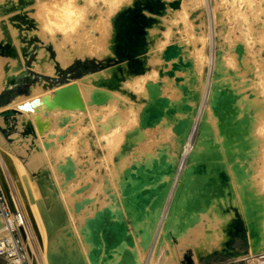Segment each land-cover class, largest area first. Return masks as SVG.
I'll list each match as a JSON object with an SVG mask.
<instances>
[{"label": "bare ground", "instance_id": "bare-ground-1", "mask_svg": "<svg viewBox=\"0 0 264 264\" xmlns=\"http://www.w3.org/2000/svg\"><path fill=\"white\" fill-rule=\"evenodd\" d=\"M104 3L107 19L91 42L76 47L45 36L37 0H0V92L31 59L30 71L52 77L78 59L125 56L51 89L43 78L29 94L0 106V156L27 203L39 209L28 216L42 233L40 263L181 264L189 248L197 264L228 249L240 225L248 254L236 258L259 264L264 120L256 123L255 115L264 116L258 98L264 83L254 85L252 74L264 60L258 62L259 54L246 60L239 38L233 52L215 50L213 62L200 56L202 41L203 49L189 54L196 58L186 61L172 28L187 24L200 0ZM211 10L215 23L213 3ZM230 61L235 87L227 84ZM71 85L81 106H50L54 92ZM123 91L145 102L133 111ZM27 103L32 106L24 110Z\"/></svg>", "mask_w": 264, "mask_h": 264}, {"label": "rangeland", "instance_id": "rangeland-1", "mask_svg": "<svg viewBox=\"0 0 264 264\" xmlns=\"http://www.w3.org/2000/svg\"><path fill=\"white\" fill-rule=\"evenodd\" d=\"M200 1L201 3H199V7L196 8V12L186 19V21L187 20L188 21L187 22L185 21L187 23V24L184 23L185 26L182 25L183 23H179L177 26H174L172 28L174 32V36H172L171 39H173V41H177L181 39L180 47L182 48V52H185L187 55L186 56L187 58H185L186 61L190 62L193 59V57L196 58L195 54L193 56L189 54H191L192 52L195 53V51L199 48L203 49L201 46L202 41L203 44L205 43L206 49L201 52L202 54L200 56L204 55L205 57L207 54L208 59L213 62V54L215 53L214 52L215 50L217 49L220 50L223 49L222 47H224L225 51L227 50L229 52H233L234 45L237 44L239 38H242V43H244L245 47H247L246 60L249 59V54H256V55L259 54L258 56L259 63H260V59L264 60V15L258 13L252 18L251 23L249 25H245L243 28H241L234 22L233 14L229 10V6L225 2V0H200ZM212 3H213V7L217 10V12H219V19H217L215 23L212 20V16H211ZM205 6L207 9L206 16L205 14H203ZM158 28L161 32H164L165 30L161 25H158ZM199 35L201 36V38H198ZM154 36L147 42V49L144 55L146 59H148L147 55L149 53V46L152 47L156 42V39L161 38L160 33H158L156 39H154L155 38ZM122 51L123 54L125 55L127 54L126 50L122 49ZM198 51L199 50H197L196 52ZM51 56L52 58H54L53 52H51ZM120 59L121 60L118 59L113 60L110 57H105L103 59L85 57L81 60L80 59L75 60L72 64H69V66L66 67V69H61L58 67L57 74L52 77H42L30 71L29 68L32 59L28 60L26 62L25 69L23 71H20L18 74L11 75L8 78H6L7 83L0 92V106L13 100L17 96L29 94L32 91L33 87L37 83H40L41 79L43 78L46 82V87L51 89L52 87L58 84L67 82L69 79L81 78L84 73H87L89 71L90 72H96L99 70L103 71V69L106 70L107 68L109 69L111 67H114L115 63L118 64L120 61L125 59V56H122ZM262 62L264 61H261L262 68L254 71V75L256 74V76L254 77V75L252 74V77L254 79V85L264 83V67H263L264 63ZM76 63L78 65H76ZM145 69L147 71H150V66H146ZM235 72L236 71L234 69L233 61H230L228 67V74H227V82H228L227 84H229V87L237 86V83L233 81ZM259 89H262V93H263L262 95L258 96L259 99H263L261 101L262 104L260 105L264 106V91H263L264 86L260 87ZM8 91H11L13 93V97L11 99L8 94ZM123 93L126 94L128 96L129 101L130 102L132 101L131 103L134 104L131 107L133 111L135 110L134 106H136L137 108V106L140 104L138 101L142 103L145 102V99L141 97L139 99L137 98L136 100V96L133 93L130 92L125 93L124 91ZM262 114L263 113L255 115L256 123H260L262 122V120H264V116H262ZM128 117L129 120H131L133 119L134 114H132V118H131V114ZM3 159L4 158L0 156V186L4 190L3 184H5L6 188H8L12 196L16 198L19 209L20 211L23 212L26 218L25 221L26 224L28 225L27 227H29L27 229L29 230L30 237L29 239L28 238L23 239V245L25 247V251L27 255H29L31 252V254L28 256V258L30 259V260L28 259V264H31L32 261L33 262L35 261L36 264H41L42 258H40L41 257L40 255L42 249V240H41L42 233L40 232V230L34 227L35 226L33 224L34 220L30 218V216H28L32 214L31 212L32 208L35 211L37 210L39 211V209L35 208L37 206L36 204L29 205L27 203L25 196L21 194L19 188L16 186L17 181L15 180L14 172L11 171V168L6 163V161H3ZM19 196L22 199H20ZM23 197L25 198V200ZM27 204L29 205L30 208L28 207ZM38 216L40 218L41 215L38 214ZM36 230L40 233V235ZM228 244H229L228 249H226L225 251L217 252L212 256L201 258L198 260L197 264H214V263L218 264L231 260H242L243 258L237 259L236 255H242V256L247 255L248 246L245 239V232L240 225L237 226L236 231L234 234H232ZM38 246L40 247V249ZM36 248L38 249V251ZM180 263L194 264L192 260L191 249L188 248L184 252V254L182 255V259H180ZM248 264H254V262H249Z\"/></svg>", "mask_w": 264, "mask_h": 264}, {"label": "clouds", "instance_id": "clouds-1", "mask_svg": "<svg viewBox=\"0 0 264 264\" xmlns=\"http://www.w3.org/2000/svg\"><path fill=\"white\" fill-rule=\"evenodd\" d=\"M234 22L241 28L258 13L264 15V0H225ZM40 27L54 41L78 47L94 38L108 17L104 0H37Z\"/></svg>", "mask_w": 264, "mask_h": 264}, {"label": "built area", "instance_id": "built-area-1", "mask_svg": "<svg viewBox=\"0 0 264 264\" xmlns=\"http://www.w3.org/2000/svg\"><path fill=\"white\" fill-rule=\"evenodd\" d=\"M0 220L4 233L0 235V264H28V255L23 245L27 238L21 211L12 208L0 186ZM264 264V258H259ZM215 264V263H214ZM218 264H248L247 260H231Z\"/></svg>", "mask_w": 264, "mask_h": 264}, {"label": "water", "instance_id": "water-1", "mask_svg": "<svg viewBox=\"0 0 264 264\" xmlns=\"http://www.w3.org/2000/svg\"><path fill=\"white\" fill-rule=\"evenodd\" d=\"M74 90H75L74 85L56 90L51 99L50 106L55 105L64 109L73 108V107L79 108L81 106V103L79 101L77 94L74 93ZM8 94L11 99L13 97V93L11 91H8ZM34 103H36V101H34ZM31 106H32L31 104L27 103L24 104L22 107L24 108V110H29Z\"/></svg>", "mask_w": 264, "mask_h": 264}]
</instances>
